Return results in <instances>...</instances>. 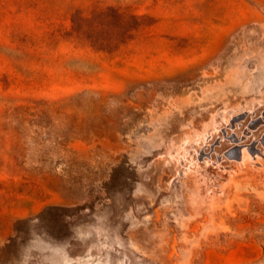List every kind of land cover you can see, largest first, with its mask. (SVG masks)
Wrapping results in <instances>:
<instances>
[{"label":"rangeland","instance_id":"obj_1","mask_svg":"<svg viewBox=\"0 0 264 264\" xmlns=\"http://www.w3.org/2000/svg\"><path fill=\"white\" fill-rule=\"evenodd\" d=\"M0 264H264V0H0Z\"/></svg>","mask_w":264,"mask_h":264},{"label":"bare ground","instance_id":"obj_2","mask_svg":"<svg viewBox=\"0 0 264 264\" xmlns=\"http://www.w3.org/2000/svg\"><path fill=\"white\" fill-rule=\"evenodd\" d=\"M233 150L236 151V152L241 151L240 148H238V147L233 148Z\"/></svg>","mask_w":264,"mask_h":264}]
</instances>
